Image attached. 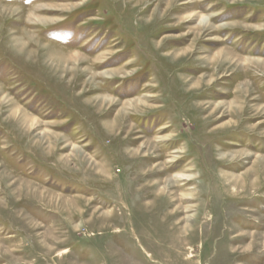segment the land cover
Here are the masks:
<instances>
[{
    "label": "rangeland",
    "instance_id": "rangeland-1",
    "mask_svg": "<svg viewBox=\"0 0 264 264\" xmlns=\"http://www.w3.org/2000/svg\"><path fill=\"white\" fill-rule=\"evenodd\" d=\"M0 264H264V0H0Z\"/></svg>",
    "mask_w": 264,
    "mask_h": 264
},
{
    "label": "bare ground",
    "instance_id": "bare-ground-1",
    "mask_svg": "<svg viewBox=\"0 0 264 264\" xmlns=\"http://www.w3.org/2000/svg\"><path fill=\"white\" fill-rule=\"evenodd\" d=\"M205 21H206V18H201V25H202V27H206L207 26V23H205ZM202 30V29H201ZM17 49V48H16ZM148 155V154H147ZM141 165V164H140ZM139 165V166H140ZM140 168V167H139ZM138 196V195H137ZM124 204V203H123ZM125 207V206H124ZM189 222V221H188ZM189 227V226H188ZM172 230H173V228H172ZM185 230H187V229H185ZM180 231H183V229H181L180 228ZM187 232V231H186ZM119 233H121L122 234V230H120L119 231ZM64 252H66V251H64Z\"/></svg>",
    "mask_w": 264,
    "mask_h": 264
}]
</instances>
